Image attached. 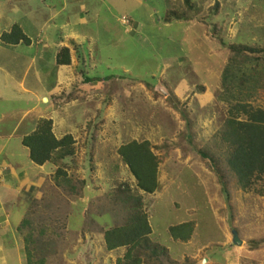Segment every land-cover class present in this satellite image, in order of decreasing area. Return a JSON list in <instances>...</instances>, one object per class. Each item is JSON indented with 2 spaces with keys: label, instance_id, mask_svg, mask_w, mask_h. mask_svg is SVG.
Here are the masks:
<instances>
[{
  "label": "rangeland",
  "instance_id": "rangeland-1",
  "mask_svg": "<svg viewBox=\"0 0 264 264\" xmlns=\"http://www.w3.org/2000/svg\"><path fill=\"white\" fill-rule=\"evenodd\" d=\"M190 1L191 6L183 0H0L1 9L6 10L0 22L21 17L19 23L27 33L32 31L30 36L42 32L51 40V51L57 47L60 32L67 34L75 29L83 35L80 47L84 64L79 68L82 75L79 70L77 73L91 80L81 83L76 76L77 82L71 88L68 84L58 87L57 96L50 94V101L59 107L50 108L53 120L72 131L75 141L73 159L59 160L58 165H69L73 180L86 179L92 185L84 197L69 199L70 205L58 201L50 188L37 189L39 193L17 192L10 182L0 188V197L6 198L0 222L9 223H0V264H27L23 235L29 228L22 224L25 219L32 222L35 231L48 228L44 237L35 236L28 246L35 255L32 264L44 255L35 249L47 243H53V253L47 255L44 264H115L123 250L106 251L99 226L110 227L121 219V214L102 211L98 217L95 215L96 222L86 223L85 217L88 219L89 203H95L100 195L123 183L134 189V179L116 153L121 144L131 140L150 141L161 160L159 189L142 197L152 229L150 239L167 248L176 264H224V257L226 262L236 264H264V197L235 186L215 138L229 104V93L221 86V78L230 69V60L231 70L238 68L228 46H248L255 51L251 58L261 56L264 0ZM14 6L20 8L18 14L12 11ZM54 8L58 12L44 25ZM166 14L171 20L165 21ZM123 17L134 25L124 23ZM33 19L44 21L35 27L37 31L29 24ZM44 60L42 81H36L34 70L30 71L25 82L31 91L16 95L20 103L5 98L0 102L1 111L11 113L33 104L48 111L40 97H48L53 88L54 61L49 56ZM25 61L18 54L17 64L23 66ZM258 65L262 72L260 59ZM249 67L253 68V63ZM1 82L0 91L4 87ZM145 84L155 88H146ZM231 89V93L239 94L234 84ZM37 92L38 97L33 95ZM247 99L264 109V77L261 87ZM63 119L72 124L68 127ZM17 121L3 122L0 118V126L10 130L12 122ZM27 125L31 121L25 120L18 129L24 130ZM23 149L18 132L8 139L3 152L13 162L30 166L29 174L38 172L35 181L39 176L46 179L48 166L38 170L25 158L26 150L19 154ZM198 150H205L216 162L202 160ZM221 180L226 184L228 200L223 196ZM39 198L49 202H39ZM181 222H192L194 226L190 244V239L174 241L167 232L169 226ZM18 228H22L20 232ZM233 232L241 240L240 245L233 243Z\"/></svg>",
  "mask_w": 264,
  "mask_h": 264
},
{
  "label": "trees",
  "instance_id": "trees-1",
  "mask_svg": "<svg viewBox=\"0 0 264 264\" xmlns=\"http://www.w3.org/2000/svg\"><path fill=\"white\" fill-rule=\"evenodd\" d=\"M183 2L191 6L190 0H183ZM168 15L166 14L165 21L171 20ZM128 20L133 24L129 18ZM0 40L7 45H17L20 42L28 44L29 42L17 24L12 25L10 31L3 32ZM228 48L232 51L233 62L238 68L232 71L230 60L227 68H230L228 70L232 75L225 70L221 78L223 82L221 86L229 93V98L226 99V103L229 104L226 117L216 131L215 138L219 145V153L224 158L223 164L235 179V186L242 191L254 190L259 196L264 197V109L253 106L247 99L252 96L253 91L261 87L264 65L260 72L258 60L260 59L264 64V52L253 59L250 54L255 51L248 46L229 45ZM69 63V49L63 47L56 55L55 64L59 66ZM251 63L254 65L253 68L249 67ZM81 64H83L82 60H80L79 68ZM79 73L82 75L81 70ZM53 76H55V70ZM84 77L86 79V76ZM87 81H90L89 77ZM233 84L234 88L240 90L238 95L231 93ZM145 87L155 88L149 84H145ZM244 90L245 93H243ZM105 96H107L106 93ZM174 100L176 101L175 98ZM74 144L75 141L69 134L57 139L52 132V121L46 119L39 120L34 131L21 139V145L28 151L29 161L37 166L46 163L57 165L52 187L54 197L69 205V199L84 197L86 191L92 187L86 180H73L68 177L64 169L67 165H58L59 160L65 162L67 159H73ZM116 153L134 179V189H131L127 183H123L113 191L97 197L95 203L88 205L90 209L88 208V219L85 217V223L87 220L96 222L95 215L98 217L102 211L108 212V215L113 211L121 214V219L119 218L120 220L110 227L99 226L105 250L108 252L123 250L121 256L115 259V264H176L169 257L167 248L150 239L152 229L142 197L144 194L152 195L159 189L158 169L161 160L148 140H131L121 144ZM198 154L202 160L216 162L205 150H198ZM211 168L215 169V167ZM220 184L225 200L230 199L223 180ZM256 186L259 187L255 188ZM44 199L39 198L38 201L43 203L48 201ZM108 206L112 207L111 210ZM22 224L29 228L28 234L23 235V242L27 264H32V258L35 255L28 246L34 243L35 236L44 237L48 228L46 226L36 227L38 229L35 231L32 222L27 219L23 220ZM193 228L192 222H183L169 226L167 232L174 241L187 242L192 236ZM21 229L18 228L19 232ZM52 245L53 243H47L42 248L35 249L40 253L44 252L36 264L45 263L47 255L53 253Z\"/></svg>",
  "mask_w": 264,
  "mask_h": 264
},
{
  "label": "crops",
  "instance_id": "crops-1",
  "mask_svg": "<svg viewBox=\"0 0 264 264\" xmlns=\"http://www.w3.org/2000/svg\"><path fill=\"white\" fill-rule=\"evenodd\" d=\"M4 1H5V3L7 2V0H4ZM19 10H20V8L18 6H14L12 8V11L14 13H17V14L19 13ZM5 12H6V10L1 9V7H0V20L4 19ZM51 12L52 13H51V15L48 16V19L46 22H44L42 20H35V19L30 20V22L28 20H26V21L29 22V24L33 28V31H37V28H35V27L38 26V24H40V23L44 22V25H45V23L50 22L51 19L56 15L58 10H56L54 8V9H51ZM20 19H22V18L19 17L15 20L7 21L5 24L3 22H0V36L3 32L10 31L12 25L17 24L20 26V29L22 30L23 34L27 37V39L29 41L28 44H23L20 42L17 45H7V44H3L0 40V79L2 80L1 83L5 87V88L3 87V90L0 91V102L2 103L5 100V98H10V99H16L20 103V97L18 98L16 95H25L31 91L25 82L27 79L28 73L30 71L34 70V75H35L36 81H38V82L42 81L43 78L41 77V72L44 71V69H45L44 64H42L44 57L49 56L51 58V60L54 61L52 64V66H53L52 69H53V71L55 70V76H54L53 88L48 91V94H47L48 97H44V96H41L42 98L40 97V99H42V100H43V98H47V101H45V103H43V101H42V103L44 105L48 106L47 107L48 111L43 110L42 107L40 105H37V104H33L31 106H27V105L24 106L23 105L24 108H22V106H21L19 110L14 109L11 111V113H6L5 111L0 110V118L2 119L3 122L6 119L17 121V118H18V121L16 123L12 122L13 125L9 126V128H11L10 130L6 129L4 125L0 126V129L2 130V131H0V141H2V143H0V188H6V184L8 182H10V184L11 183L15 184L16 188H14V190L17 192H22L24 190H28L29 192L36 191V193H39L40 191L38 192L37 189H40L43 187L45 189H48V190H49V188L52 189V187L54 185L53 184L54 183L53 177L55 174V170H53V169H56V165L46 163L42 166H38L39 167L38 170H40V171L45 166H48V168L50 169V172H49V176L46 179H43V176H39L38 181H35L36 177H37L36 174L38 172L32 173V175H31L28 173L30 171L29 170L30 166L26 168L23 164H21V162L19 165L18 163L13 162L11 158L5 156V152H3V150L6 147L7 141L11 137H13V135L15 133L19 132L20 144H21V139L24 136L31 134L34 131L38 121L41 119H46V120L52 121V132L57 139H60L67 134L71 135L74 139V135H72V131H68L66 126L60 125L59 120H57V121L53 120V117L51 116V114H53L52 108H54V106L56 108H58L59 104H57L55 102H51L50 100L53 99V97H51V96L52 95L57 96L55 94L58 93V91H57L58 87L63 88L65 85L68 84V87L71 88L72 87L71 85L74 82H77L76 76L78 78H80L79 81L81 83L88 84L90 81H87V77L85 79V77L84 78L82 76L80 77L79 76L80 74L77 73L78 68H79V64H80V60L83 58V54H82L81 47H80L83 35H81L75 29H69L67 34L66 33L62 34L60 32V39L57 41V47L52 49V51H51L50 49H48V42L51 40H48L46 35L43 34L42 32H38V34H36V36H34V37L30 36L32 31H31V33H27L25 26L23 24L19 23ZM81 22L82 23L84 22L83 18L81 19ZM44 25L42 24L38 30L40 31L42 29L41 27L42 26L44 27ZM2 29H5V31H3ZM63 47H66L69 49L70 63L68 65L56 66V64H55L56 55H57L58 51ZM18 54H21L24 57V59L26 60L25 64H23V66H19L17 64ZM43 62L45 63V60ZM82 62L84 64L83 60H82ZM38 66H40V67L38 68ZM21 67H22V69H20ZM79 87L80 86H78L77 89H79ZM14 89H15V92H13ZM50 94H51V96H50ZM33 95L38 97L39 93L37 92V93H34ZM7 96H9V97H7ZM49 97H50V99H49ZM51 106H52V108H50ZM25 120L31 121V125H27L26 128H24V130L18 129L19 126ZM67 120H69V119H67ZM67 120H64V122L69 127V125L72 124V121H67ZM74 146H75V144H74ZM22 148H24V149L19 154L22 155L23 151L26 150L27 153L25 155V158L28 159L27 149L23 146H22ZM68 167H69V165H67L66 168H64V169H65L68 177L72 178L71 175L69 174L68 170H67ZM51 178L53 180H51ZM75 179H79V178H75ZM79 180H81V179H79ZM84 180H86V179H84ZM42 193H45V191L43 190ZM0 195H3V194H0ZM40 195H42V194L40 193ZM36 196L39 197V195H36ZM5 200H6L5 197H0V210H2V211H5V208H4ZM1 206L3 207L4 210L2 209ZM4 214H5V217H7L8 214L6 212H4ZM4 222H5L4 220L2 222H0L1 225H4V224L8 225L9 224L8 222H6V223H4ZM181 223H183V222H181ZM1 225H0V227H1ZM8 232L10 233V230ZM192 236H193V234H192ZM191 241H193L192 237L190 238L189 242H187V243L190 244ZM181 243H183V242H181ZM22 246H23V244H22ZM224 260H225L224 264H236V262L235 261L233 262L232 260L231 261L228 260V262H226V257H224ZM212 261H214L213 258H212ZM217 261H219V259ZM193 264H196V263H193Z\"/></svg>",
  "mask_w": 264,
  "mask_h": 264
},
{
  "label": "water",
  "instance_id": "water-1",
  "mask_svg": "<svg viewBox=\"0 0 264 264\" xmlns=\"http://www.w3.org/2000/svg\"><path fill=\"white\" fill-rule=\"evenodd\" d=\"M45 100L47 101V98H43V103L45 102ZM233 243L235 245H240L241 244V240H239L237 234L235 232H233Z\"/></svg>",
  "mask_w": 264,
  "mask_h": 264
},
{
  "label": "built area",
  "instance_id": "built-area-1",
  "mask_svg": "<svg viewBox=\"0 0 264 264\" xmlns=\"http://www.w3.org/2000/svg\"><path fill=\"white\" fill-rule=\"evenodd\" d=\"M123 21H124V23L128 24L129 26H131L127 17H126V20H125V17H123Z\"/></svg>",
  "mask_w": 264,
  "mask_h": 264
},
{
  "label": "bare ground",
  "instance_id": "bare-ground-1",
  "mask_svg": "<svg viewBox=\"0 0 264 264\" xmlns=\"http://www.w3.org/2000/svg\"><path fill=\"white\" fill-rule=\"evenodd\" d=\"M46 101V100H45Z\"/></svg>",
  "mask_w": 264,
  "mask_h": 264
}]
</instances>
